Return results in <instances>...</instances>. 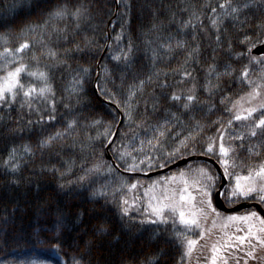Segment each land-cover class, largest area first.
<instances>
[{"label":"trees","instance_id":"trees-1","mask_svg":"<svg viewBox=\"0 0 264 264\" xmlns=\"http://www.w3.org/2000/svg\"><path fill=\"white\" fill-rule=\"evenodd\" d=\"M223 2L71 0L72 4H83L88 10L80 21V28L75 29V22L69 19V41H58L51 28L44 37L60 58L64 57L66 49H73L66 65L50 70L57 100L56 120L36 123L37 114L28 108L21 109L19 103L0 105V264H32L33 261L73 264L74 259L81 260V264H178L181 247L172 238L171 224L140 225L139 221L145 215L142 206L136 210L139 201L131 198L132 191L123 184L151 183L161 175L146 178L142 174L161 170L186 157L208 156L216 160L214 156L202 154L201 144L207 137L217 134L218 126L211 122L228 116L219 103L222 96L238 99L243 94L241 85L222 77V90L212 98L216 108L211 112L206 105L185 111L168 97L173 91H186L191 86V82L177 83L181 76L176 70L183 66L198 81V96L207 100L208 94L199 85L205 83L213 55L217 71L223 72L224 65L230 62V55L225 51L228 42L231 41L234 51H246L240 41L245 34L252 35L253 25L264 21L261 0H233L234 5L247 3L249 8L243 9L236 20L224 19L221 46L218 47L209 17L215 15L211 13V7L223 11L218 8ZM56 3L57 0H0V37L9 38L8 46L16 47L18 39L22 38L21 30L26 32L28 26L41 24ZM193 13L203 21L207 33L200 30L201 25ZM189 19L196 25V40L191 38L192 28L182 29V24ZM58 26L64 27L65 22H58ZM179 40L187 42L184 49L175 47ZM76 44L80 45L81 51H75ZM167 44L173 46L172 51L161 46ZM261 44L257 41L251 52ZM130 45L132 50L128 52ZM197 45L200 48L199 63L194 59L185 65L187 52ZM4 46L0 40V51ZM125 53L129 57L127 61L123 59ZM114 56L121 59L116 61ZM251 56L254 55L251 53ZM42 61V68L45 63L52 62L45 57ZM231 62L234 67H240L234 60ZM254 67L259 68L258 65ZM84 68L88 69L87 73L82 71ZM150 76L151 81L148 80ZM74 78L81 81L75 85V92L72 91ZM29 79L25 77L26 81ZM211 79L216 82L215 76ZM140 80L145 81L143 89L129 100V86L139 84ZM42 104L39 99L34 101L35 106ZM122 116L123 123L114 139ZM29 119L33 121L31 125L27 123ZM72 120L76 122L75 127L63 140L43 152L37 149L40 139L64 130ZM197 122L203 126L202 132L196 127ZM158 128L167 129V132L161 138V145L153 149L147 141L158 135ZM196 133L199 135L195 151L182 149V155L173 160L167 158V153L179 146L181 140ZM24 144L33 147L34 157L23 153L21 146ZM107 146L119 167L107 160ZM12 147H16L23 157L18 172L4 167ZM121 153L128 155L122 160ZM133 158L138 170L126 171ZM141 160L145 162L140 163ZM161 163L166 166L159 167ZM97 168L98 171L94 170ZM199 168H206L216 177L211 201L220 217L214 215L203 223V227L212 229L218 237L223 218L228 214L219 212L214 205L221 182L216 168L208 162L195 161L166 174L191 170L190 179H195ZM81 176L86 179L80 181ZM61 184L65 186L61 188ZM233 184L234 178L228 177L222 194L227 207L244 200L257 202L252 198H233ZM101 189L107 192L106 197L93 196V192ZM122 199H128L134 205L129 214L132 221L121 218L118 204ZM101 227L108 231L100 232ZM192 260L197 262V257Z\"/></svg>","mask_w":264,"mask_h":264},{"label":"snow or ice","instance_id":"snow-or-ice-1","mask_svg":"<svg viewBox=\"0 0 264 264\" xmlns=\"http://www.w3.org/2000/svg\"><path fill=\"white\" fill-rule=\"evenodd\" d=\"M264 3V0H261ZM217 7H211V13L214 16L209 17L210 27L215 36L217 46H221V26L224 19L231 18L236 20L243 9L249 8V4L234 5L233 0H224ZM87 8L83 4H72L71 0H57V3L47 12L46 19L41 24L28 26L27 31L21 30V39H18L16 47H10L9 38L0 37L3 40V51H0V105L19 103L21 109L28 108L31 112L37 114L36 123L43 124L46 120L51 123L56 120L57 100L56 93L52 86V77L50 70L59 65H66L69 53L73 49H66L63 58L58 56L56 50L49 47L45 40V34L51 28L56 39L69 41L67 31V22L69 19L75 22V29L80 28V21L85 18ZM201 25V31L207 33L203 27V21L195 13L192 14ZM64 21L65 26L59 27L58 22ZM253 32L249 36L245 34L244 39L240 41L245 46L246 51L236 52L232 49L231 41L225 49L230 55V62L224 65V71L218 72L215 63V55L212 57V63L208 65L205 83L199 85V88L208 94L207 100H202L198 96V81L187 67L181 66L176 71L180 74L181 79L177 82L180 85L191 82V86L186 91L181 89L180 92L173 91L168 97L173 102H178L180 106L189 111L195 107L206 105L211 112L216 108L212 103V98L222 90L221 78L227 77L234 83H239L243 94L238 99H231L229 96H222L219 103L223 105V112L227 113V118H218L211 123L217 125V134L209 136L201 144L202 154L214 156L217 162L224 170L225 176L234 178V184L231 189V196L244 199H255L259 204L264 205V58L251 56V47L255 46L257 41L264 43V21L252 26ZM192 28V40H196V25L189 19L182 24V29ZM39 30V32H38ZM29 33L32 35L29 37ZM49 39L51 36L49 35ZM120 39L119 36L116 37ZM185 40L176 42L175 47L184 49ZM166 50L172 51L171 44L161 45ZM79 44L75 45V51H81ZM131 45L128 52H131ZM215 49L213 52L215 53ZM155 54V53H154ZM200 54L199 45L191 48L187 52L184 64L187 65L191 60H196ZM42 57L50 58L51 63H43ZM114 60L119 61L120 56H114ZM123 59H129L125 53ZM232 60L240 67H234ZM245 60L247 62L245 63ZM258 65V70L254 67ZM70 67V66H69ZM88 72L87 68L82 70ZM155 75H159L156 73ZM215 76V81L211 79ZM25 77L30 78L25 80ZM255 77V78H253ZM149 81L152 80L150 76ZM39 82V83H36ZM81 81L74 78L73 89ZM145 84L140 80L139 84L129 86V100L135 97L137 91H141ZM246 89V90H245ZM230 90V89H229ZM41 100V106H35L34 101ZM127 103V101H126ZM158 103V101H157ZM229 104L231 105L229 107ZM68 107L67 104L64 105ZM119 106V105H118ZM131 107V105H129ZM156 105L153 104L155 110ZM175 117V114H172ZM131 119V113H128ZM29 125L33 123L31 119L27 121ZM96 123H99L98 121ZM76 122L68 121L64 130H57L47 137L37 142V149L43 152L50 149L55 143L63 140L65 134H70L74 129ZM196 127L202 132L203 126L197 122ZM158 135L153 136L147 141V144L155 149L161 145V138L165 137L167 129H157ZM197 135L190 134L180 141L179 146L167 153V158L173 160L182 155V149L195 151ZM155 141V143H154ZM144 143L143 141L141 142ZM24 154L29 157L35 156V150L30 144L21 146ZM127 153H121L120 159H124ZM23 159L18 153L16 147L8 150L7 159L4 161V167L11 172H18L21 167L20 161ZM151 166V158H148ZM145 161L141 160L140 163ZM161 163L159 167H165ZM139 166L133 163L128 166L126 171H136ZM98 171L97 169H94ZM50 171H58L50 169ZM93 171V170H89ZM195 179H190L189 172L180 171L170 177H163L159 181H154L145 188L143 196L146 198V207L144 218L140 219L139 224H162L169 225L173 228L172 238L174 242L181 247V256L178 264H190L194 256L197 257V264L202 261L203 264H249L254 261L256 264H264V217L257 212H249L240 216H228L220 225L219 238H215L212 229L203 227L210 215L220 217V213L212 205L211 189L215 184L216 177L206 168L196 170ZM62 176L64 173H60ZM86 179V176L79 177L80 181ZM65 185L61 184L63 188ZM123 187L128 191L136 190L143 187L139 181L135 183H124ZM193 189L196 195H193ZM119 191V189L117 190ZM106 197L108 194L104 190L93 192V196ZM115 195V194H114ZM121 218L127 217L130 221L133 218L129 215L133 204L128 199H122L118 204ZM139 211V209H137ZM213 228L216 222L213 220ZM180 226L179 228L177 226ZM234 227V232L228 229ZM100 232H107V228L101 227ZM189 233H194L189 235ZM238 233H243L242 235ZM247 248L244 257L237 259L231 255L230 250ZM199 254V255H197ZM32 264H47L45 261H33ZM73 264H81V260L74 259Z\"/></svg>","mask_w":264,"mask_h":264},{"label":"water","instance_id":"water-1","mask_svg":"<svg viewBox=\"0 0 264 264\" xmlns=\"http://www.w3.org/2000/svg\"><path fill=\"white\" fill-rule=\"evenodd\" d=\"M252 53H253V55H256V56L264 55V43L262 45L256 47L252 51ZM106 157L108 160H112V156L110 154L109 147L106 149ZM199 160H204V161L212 163L216 167L218 173L221 176L222 183H221L220 188H219V190L215 196V205L219 210L226 212V213H233V212H237V211L249 208V207H255L259 211V213L264 216V209L258 203H242V204H239L233 208H228L225 206V204L221 198V193L227 184V178H226L224 171L221 168V166L211 158L204 157V156H192V157H189L186 159H182V160L176 162L175 164H173L172 166L165 168L164 170L149 173V174H147V177L150 178V177H153V176L158 175V174L166 173V172H169L175 168L184 166V165L188 164L189 162L199 161Z\"/></svg>","mask_w":264,"mask_h":264},{"label":"rangeland","instance_id":"rangeland-1","mask_svg":"<svg viewBox=\"0 0 264 264\" xmlns=\"http://www.w3.org/2000/svg\"><path fill=\"white\" fill-rule=\"evenodd\" d=\"M170 176H172V175H167V174L161 175L160 177L154 178L151 183H141V185H143V187H138V189L132 190V196H131V198H134L135 200L139 201L138 202L139 203V207L137 209L141 208V206H142L143 211L145 210V207H146V198L143 196V193H144L145 188L148 187L149 185H151L154 181H159L163 177H170ZM192 191H193V194H194V192L196 190L193 189ZM233 198H236V197H233ZM245 214H248V213H244V214L235 213V214H230L228 216H240V215H245ZM228 216L226 215V217H228ZM212 217H215V216H212ZM210 218H211V215L209 216L208 219H210ZM223 222H224V220H223ZM213 233L216 234V232H214V231H213ZM189 235H193V233H189ZM54 255H56L55 252H54ZM190 264H197V262H195V261L192 260V262ZM200 264H203V262H201Z\"/></svg>","mask_w":264,"mask_h":264},{"label":"flooded vegetation","instance_id":"flooded-vegetation-1","mask_svg":"<svg viewBox=\"0 0 264 264\" xmlns=\"http://www.w3.org/2000/svg\"><path fill=\"white\" fill-rule=\"evenodd\" d=\"M258 58H264V56L258 57ZM228 231L230 233L231 232H234V227L228 229ZM218 234H220V232ZM238 234L242 235L243 233H238ZM215 238H219V236L218 237H215ZM230 251L232 252L231 255L234 256V257H236L237 259L246 258V257H244V253H245V251H247V248L246 247L245 248L238 249V250H234V251L233 250H230ZM255 263L256 262H254V261H249V264H255ZM230 264H233V262L230 261Z\"/></svg>","mask_w":264,"mask_h":264}]
</instances>
